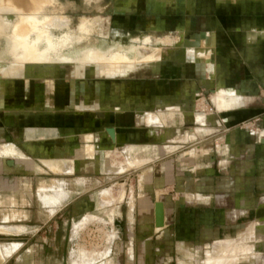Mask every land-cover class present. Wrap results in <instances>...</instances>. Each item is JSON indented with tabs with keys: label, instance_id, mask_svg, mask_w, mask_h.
Returning <instances> with one entry per match:
<instances>
[{
	"label": "crops",
	"instance_id": "0c3cea01",
	"mask_svg": "<svg viewBox=\"0 0 264 264\" xmlns=\"http://www.w3.org/2000/svg\"><path fill=\"white\" fill-rule=\"evenodd\" d=\"M124 1L127 2L114 0ZM182 2L186 16L172 32L153 24L145 28L135 24L127 30L133 33L127 35L129 38L141 41L138 50L145 55L137 59V56L126 57L131 59L132 67H141L139 70L151 77H180L178 82H173L170 88L164 85L159 88L156 79H136L129 84L124 80L117 90L114 83L102 79L75 85L71 101L76 98L101 106L116 102L120 106L117 110H102L97 106L76 113L64 110L48 113V106L54 101L43 99L35 84L30 90L24 83L26 80L11 79L0 72V93L7 91L4 84L11 82L12 93L18 94L16 81L20 80L33 95L28 101H4L0 97V128L20 134L16 138H20L23 147L40 162L7 140L0 142V164L3 157H9L22 169L70 173L78 167L90 168L96 159L99 165H106V152L115 155L119 151L131 166L152 157L170 155L165 161L170 163V176L163 173L161 165V171L153 176L150 185H143L141 174L137 179V192H176L171 196L172 203L155 196L142 197L152 231H162L171 222L179 230L180 241L186 240L189 244L186 247L177 244L178 249L188 260L198 264H264V136L255 139L251 132L237 125L242 118L264 109V0ZM151 26L156 29L149 30ZM110 36L114 40L121 39L118 35ZM150 42L162 45L150 48ZM31 64L25 75L36 73V65ZM77 64L80 63H71L74 68ZM52 65L41 64L38 69L49 71ZM149 68L152 71L149 72ZM198 86H203L202 91ZM65 87L67 89L68 85ZM205 92L212 103L210 108L203 101ZM64 94L66 98L59 104L69 103L70 94ZM143 94L145 96L141 97ZM194 104L198 110H192ZM75 106L79 108L81 103L76 100ZM211 110L218 111L217 117ZM126 116L132 117L128 124L134 126L120 128L125 125L123 120L104 123L108 117ZM185 119L196 124L188 129L167 126ZM100 121L104 124L94 127ZM212 122L217 127L209 126ZM138 123L145 127L137 126ZM259 124L264 132V116ZM106 126L113 127L114 141ZM61 127L66 132L60 133L58 128ZM63 133L65 138L71 139L73 135L77 141L68 146H52L50 150L32 142ZM214 133L218 135L212 137ZM163 140L172 143H158ZM186 140H192V146L184 150L182 143ZM118 141H121L119 146ZM56 151L60 155L51 158ZM73 179L82 186L89 182L82 175ZM68 183L64 177L38 179L35 192L41 195L49 214L72 191ZM155 200L163 204L161 227L154 224ZM3 201L0 198V203ZM7 202L13 205L16 200L7 195ZM24 217L26 212L22 209H1L0 232L25 230L22 223L8 222ZM128 217L132 218V212ZM15 243L19 241H0V248L5 246V252L0 249V262L16 249ZM201 248L205 249V254ZM197 249L198 255L203 257L200 260L194 252ZM127 252L131 257V246Z\"/></svg>",
	"mask_w": 264,
	"mask_h": 264
},
{
	"label": "rangeland",
	"instance_id": "374dc122",
	"mask_svg": "<svg viewBox=\"0 0 264 264\" xmlns=\"http://www.w3.org/2000/svg\"><path fill=\"white\" fill-rule=\"evenodd\" d=\"M3 1L10 4L18 2V0ZM19 1L26 3V10L23 9L21 11L28 18V15L33 11L27 5L31 4V2L29 0ZM55 1L57 3L56 6H58L57 10L53 13L62 15L63 18L68 19L69 30L67 29V31L71 36L76 35L75 31L79 29L82 19L90 21L89 30L91 32L89 35L84 36L86 38L80 41L77 48L86 51V54L89 51L104 53L90 55L91 58L84 60L85 62H78L80 64H77L78 66L75 68L70 63L57 62L52 65L53 69L45 71L41 67L38 69L41 64H37L35 66L37 74L25 75L24 72L18 73L14 71L13 75L8 76L11 79L26 80L24 83H26V86L30 90L33 89L31 85L35 84L37 91L42 93L43 99L50 103L54 101V103H51V106H48V113L54 110L76 113L97 106L102 108V110L119 109L120 106L116 102L101 106L95 102L86 103L76 98L74 101H71V94L75 93V85L79 83H93L102 79L108 83H114L115 86L113 87L117 90L119 84H122L124 80L129 84L130 81L133 82L136 79L143 78L156 79L155 81L159 88L162 85L170 88L173 82H178L180 79V77H165L163 79L162 77H151L149 73L139 70L141 67H132L130 60L115 59L113 57H142L137 52L139 46L142 44L141 41L129 38L127 35H132L133 33H127V30L132 29L135 24H139L142 28L153 24L157 28L172 32L174 26L181 23L182 19L186 16L183 0H164L160 3L152 0H127L124 3L114 2V0ZM2 6L8 7L9 5L0 4V7ZM50 12L52 11H45L47 14ZM16 20L17 15L11 14L10 11L3 16V22L7 25L13 24ZM27 23L29 22L25 21L23 25H31V23ZM153 28L156 29L154 26H151L149 30ZM50 31L54 38L59 34L65 33L66 29L52 27ZM9 33L11 34V32ZM44 33L48 32L45 30ZM110 35H118L121 39L114 40ZM34 40L39 39L36 36L30 37V41L34 42ZM42 41L38 44L40 47L45 48L46 46H44L45 44ZM68 41H72V38ZM12 42L13 40L10 38L5 40L2 43L3 45L0 44V49L2 51H10ZM105 42L107 44L104 45ZM148 45L150 48H155L162 45V43L150 42ZM103 56H110L112 58L104 60L101 59ZM0 57H3V60L1 59L3 62H8L12 56L8 53L1 55L0 52ZM8 57L10 58L8 59ZM4 65L6 63L0 62V66ZM148 71L150 72L152 69L149 68ZM21 83L20 80L16 81L18 94H14L11 90V82H6L4 89L7 91L0 93L1 99L4 101L11 99H24L28 101L32 99V92L26 90L27 87H23L24 85ZM65 84L68 85V90ZM198 87L202 91L203 86ZM66 92L70 94L69 103L59 104L66 98L64 94ZM133 92L136 93L137 90ZM144 96V94L141 95V97ZM202 96L203 101L210 108L212 103L208 92H205ZM76 100L81 103V107L76 108ZM193 107L192 110L199 109L195 104ZM211 111L217 117L218 111ZM263 116L264 109L242 118L237 125L245 131L251 132L255 139H259V137L264 136V132H262L259 124ZM122 120L125 122V125H121L120 128L129 127V125L134 126L128 124L132 120L130 116L124 118L108 117L104 123L108 124L109 122ZM104 123L100 121L94 124V127H100ZM195 124L190 119H185L178 123H168L167 126L188 129V127H192ZM137 126L145 127L142 123H138ZM209 126L217 127L215 122H212ZM58 129L60 133L65 131L63 127ZM64 135L65 133L32 142L40 144L44 150H50L52 146H68L77 141V138L73 135L71 139L65 138ZM211 135L212 137H216L218 133ZM16 136H20V134L17 133L16 135V132L13 133L7 129L0 128V142L13 141L23 153L33 158L21 144V139L16 138ZM100 142L104 141L101 140ZM158 143L169 144L172 142L163 140ZM182 144V149L186 150L190 145L192 146V140H186ZM116 145H121V141H118ZM101 150L103 149L99 150L100 153H103ZM57 155H60L59 151L53 153L51 158H57ZM105 155L108 157L105 158L106 165H99V159H94L95 161L90 168L78 167L70 173L52 172L53 170L47 169L44 172L36 168L22 169L13 158L3 157L0 164V198L4 201L0 203V210H6L10 207L18 210L22 209L26 212V217L20 220L8 221L9 223L24 224L25 230L19 232H0V241H19V243H15L18 245L15 246L16 249L12 253L10 252V255L5 257L0 264H198L192 260H188L189 257L184 256L180 249H178L177 244L183 247L189 244L186 240L180 241L179 230L171 222L162 231H152L146 209H143L142 206V197L152 199L155 196L170 202L174 199L171 196L176 194V192H137L139 174H141L142 181H144L143 185L147 184V186L148 184L150 185L149 182L153 180V176L161 171V165H163V173L170 176V163H166V159L170 155L161 158L152 157L137 166L128 165L119 151L116 152V156L114 153L111 154V152H106ZM33 159L40 163L36 158ZM10 164L12 165L10 166ZM42 169L44 170L43 167ZM81 175L88 179V185L82 186L73 179L75 176ZM49 176L66 178L69 182L68 186L72 190L52 214H49V208L43 204L41 195L35 192L38 179L40 177L48 178ZM103 191H108L109 193H105L106 196H103ZM7 195L15 198L16 202L13 205L7 202ZM101 196L109 199L107 201L105 198L103 205L99 203ZM112 197L114 198V200L112 199L113 203L110 200ZM131 212L132 218L129 219L128 216ZM129 246H131V257L128 256L127 252ZM201 249L205 254V249ZM194 252L197 254L198 260L203 258L198 255V249ZM75 256L77 263L72 261Z\"/></svg>",
	"mask_w": 264,
	"mask_h": 264
},
{
	"label": "bare ground",
	"instance_id": "6f19581e",
	"mask_svg": "<svg viewBox=\"0 0 264 264\" xmlns=\"http://www.w3.org/2000/svg\"><path fill=\"white\" fill-rule=\"evenodd\" d=\"M2 2L0 4L9 5L8 7H0V44L4 43L7 39H12L13 42L11 43V50L5 51L1 50L2 54H9L8 62H3V57H0V62L6 63L4 66H0V72L3 75L11 76L14 71L20 72H28L29 65H37V64H54L57 62H65V63H75V62H85L84 60L91 58L90 55L95 54V51H89L86 54V51L80 50L77 48L79 46L80 41L89 35L91 30H89V20L82 19L79 24V29L76 32V35H70L67 31L68 28V19L63 18L62 15H57L53 13L57 10L56 1L55 0H29L31 4H27L30 6V9L33 11L28 15V18L24 16L21 10H26V3L21 2H14L15 4H10L8 2ZM59 4V3H58ZM12 5V7H10ZM20 9V11H19ZM46 10H50L49 14L45 13ZM16 14L17 20L13 22L11 25H7L3 22V16L7 13ZM27 21L31 23V25H23V23ZM27 23V24H29ZM92 23V21H91ZM92 25V24H91ZM90 25V26H91ZM47 26V27H46ZM58 28L62 29L65 28L66 32L57 35L53 38V34L50 31V28ZM49 29V30H47ZM11 30V31H10ZM48 33H44V31ZM50 31V32H49ZM11 32V34L9 33ZM71 32V31H69ZM64 34V35H63ZM72 34V33H71ZM36 36L39 40L30 41V37ZM201 36H204L202 33ZM72 38V41H68ZM195 39L198 40L197 37ZM43 40L42 42L44 47H40L38 43ZM6 43V42H5ZM3 45V44H2ZM66 48V49H65ZM141 51L138 50V53ZM142 53V52H141ZM148 53V52H147ZM144 54V52H143ZM142 57H145V55ZM141 57V56H140ZM112 57H102L101 59L108 60ZM115 59H122L123 57H113ZM138 57H136L137 59ZM2 59V60H1ZM47 59V60H46ZM123 59L131 60L129 58L124 57ZM135 59V58H134ZM88 62V61H87ZM108 64V63H107ZM109 134V133H108ZM110 136V135H109ZM111 138V136H110ZM113 141L115 140L114 130H113ZM103 196H106L105 193ZM106 197H100L101 201L99 202L100 205L105 203ZM99 199V198H98ZM108 198H106L107 200ZM112 197L110 200L112 202ZM109 200V199H108ZM107 200V201H108ZM110 202V203H111ZM107 203V202H106ZM113 203V202H112ZM105 205V204H104ZM163 209V204H162ZM164 224V217H163V210H162V223L156 224V226H163ZM3 252H5V246H1L0 248ZM76 256L73 257L72 261L76 262Z\"/></svg>",
	"mask_w": 264,
	"mask_h": 264
},
{
	"label": "water",
	"instance_id": "95a60500",
	"mask_svg": "<svg viewBox=\"0 0 264 264\" xmlns=\"http://www.w3.org/2000/svg\"><path fill=\"white\" fill-rule=\"evenodd\" d=\"M200 35L202 34V31H200L199 33ZM105 129L107 130V132L109 133V135L111 136V138H113V127L111 126H106ZM162 202L160 200H155L154 201V224H160L162 223Z\"/></svg>",
	"mask_w": 264,
	"mask_h": 264
},
{
	"label": "flooded vegetation",
	"instance_id": "af4514ba",
	"mask_svg": "<svg viewBox=\"0 0 264 264\" xmlns=\"http://www.w3.org/2000/svg\"><path fill=\"white\" fill-rule=\"evenodd\" d=\"M125 2V1H124Z\"/></svg>",
	"mask_w": 264,
	"mask_h": 264
}]
</instances>
